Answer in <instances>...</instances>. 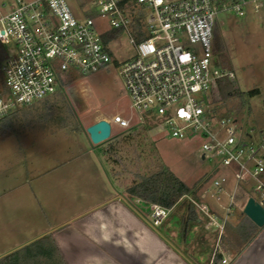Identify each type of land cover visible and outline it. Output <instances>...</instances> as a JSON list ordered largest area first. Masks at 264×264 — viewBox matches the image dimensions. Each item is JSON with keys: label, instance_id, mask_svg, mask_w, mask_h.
<instances>
[{"label": "rangeland", "instance_id": "rangeland-1", "mask_svg": "<svg viewBox=\"0 0 264 264\" xmlns=\"http://www.w3.org/2000/svg\"><path fill=\"white\" fill-rule=\"evenodd\" d=\"M92 16L100 31L110 29L107 18L97 11ZM215 21L220 50L213 63L233 72L230 81L241 92L216 102V110L220 116L237 119L245 130L254 128V140L245 139L256 144L264 130V6L256 12L248 5L243 16L222 10ZM109 34L113 35L109 47L114 63L94 72H77L72 80L66 77L56 93L16 108L24 113L9 124H0V249L30 235L27 229L32 224L31 209L40 212L43 207L50 221L58 224L119 192L127 195L126 188L132 183L165 167L201 197L197 200L187 194L177 202L170 219L174 237L178 238L183 228L188 239L197 237L198 229L204 230L205 216L196 208L195 214L188 211L191 199L221 207L222 201L212 194L216 191L213 180L223 170H216L201 158L200 137H173L161 130L154 119L133 111L117 64L134 55L135 47L125 31ZM253 88L259 92L249 95L247 92ZM214 95L218 96L217 92ZM118 114L129 125L112 123L110 137L93 143L87 127ZM3 133L8 136L3 138ZM31 189H35L36 202L29 199ZM203 193L207 195L205 199ZM131 201L133 206L151 214L154 203L135 197ZM178 213L180 218L176 219Z\"/></svg>", "mask_w": 264, "mask_h": 264}, {"label": "built area", "instance_id": "built-area-1", "mask_svg": "<svg viewBox=\"0 0 264 264\" xmlns=\"http://www.w3.org/2000/svg\"><path fill=\"white\" fill-rule=\"evenodd\" d=\"M248 5L257 12L264 0H10L9 10L0 14V43L7 52L0 65V120L53 95L71 74L114 63L109 32L125 31L135 53L117 69L133 111L173 137L201 138V158L223 170L213 180L217 201L231 175L235 189L252 181V196L262 203L264 130L249 144L254 128L220 116L212 102L216 82L233 77L213 63L216 15L228 10L243 16ZM94 11L108 19L110 29L97 28ZM109 121L129 125L119 114ZM191 202L221 236L227 215L219 217L204 201ZM170 211L154 203L153 225H161Z\"/></svg>", "mask_w": 264, "mask_h": 264}, {"label": "crops", "instance_id": "crops-1", "mask_svg": "<svg viewBox=\"0 0 264 264\" xmlns=\"http://www.w3.org/2000/svg\"><path fill=\"white\" fill-rule=\"evenodd\" d=\"M8 3L10 0L6 1V6L0 7V14L9 10ZM23 113L15 109L1 119L0 124H9L11 119ZM3 136L7 137L8 133H3ZM252 183H242L235 189L234 178L229 176L221 195V207L212 206L219 217L227 215L221 236L216 227L204 224V230L197 226L200 228L196 230L198 236L193 239H188L184 228L178 238L174 237L170 219L177 203L171 207L163 223L155 226L148 217L150 214L133 206V197L127 192V195L119 192L90 210L58 224L50 221L43 207L40 212L31 209L32 224L27 229L30 235L15 245L1 248L0 258L24 250L49 235L51 237L46 244L34 246L30 252L20 256L22 264H34L35 260L50 261L54 254L60 257L63 264H264V226L253 223L237 228V217L233 211L234 208L243 210L247 199L253 195L252 190L245 186L250 187ZM31 190L32 194L27 192L29 199L31 197L36 202L35 189ZM205 197L202 194V198ZM222 197L227 199L222 200ZM179 214L176 219L180 218ZM232 234L235 237L237 234L238 238ZM244 234L246 238H243Z\"/></svg>", "mask_w": 264, "mask_h": 264}, {"label": "trees", "instance_id": "trees-1", "mask_svg": "<svg viewBox=\"0 0 264 264\" xmlns=\"http://www.w3.org/2000/svg\"><path fill=\"white\" fill-rule=\"evenodd\" d=\"M216 39H218V32L215 27L214 44H213V50L215 54L220 50V47H218V45L216 44ZM6 57H7L6 49L0 43V65ZM223 65L227 66L226 63H223ZM75 76H76L75 74H71L70 76H68V78L70 77V80H72L75 78ZM1 80H2V75L0 72V82ZM215 92H217L218 95L216 97L214 95ZM258 92H259L258 88H253L249 90L247 93L249 95H255ZM235 93L241 94V92L236 91L234 87V82L230 81V78L223 77L216 82L215 89L212 94V102L216 104V102L220 100H224ZM215 108H217L216 105ZM263 177H264V173H263ZM127 193L129 194V196L139 198L144 202L157 203L169 208L173 207L184 195L187 194L193 195L194 198L197 200L201 199L200 195L196 193L193 187L189 186L186 182L180 179L168 167H165L159 172H156L146 178H143L140 181H135L134 183H132V185H130L127 188ZM187 206L190 210V213L195 214L194 212L195 206L193 205V203L188 201ZM233 211L237 217V220L235 221L237 228L247 226L248 224H253V222L244 214L242 209L238 210L234 208ZM227 229L229 231L230 228L227 227ZM232 235L233 237H235V234ZM50 237L51 236L49 235L42 237L41 239H38L35 242L28 245L29 247H25V249L23 248L24 250L22 249L17 250L9 255L4 256L3 258H0V264H22L20 261L21 259L20 256H22V254H27V252H30L34 246L36 247L41 244H46V241L50 239ZM235 238H238L237 234ZM42 250L45 251V248H42ZM36 261L37 260H35L34 264H63L61 262L60 257L57 256V254L56 255L54 254L50 261H45V262L43 261L36 262Z\"/></svg>", "mask_w": 264, "mask_h": 264}, {"label": "water", "instance_id": "water-1", "mask_svg": "<svg viewBox=\"0 0 264 264\" xmlns=\"http://www.w3.org/2000/svg\"><path fill=\"white\" fill-rule=\"evenodd\" d=\"M87 132L93 143H101L111 135V123L102 118L87 127ZM244 214L257 226H264V201L261 203L254 196H250L244 207Z\"/></svg>", "mask_w": 264, "mask_h": 264}, {"label": "snow or ice", "instance_id": "snow-or-ice-1", "mask_svg": "<svg viewBox=\"0 0 264 264\" xmlns=\"http://www.w3.org/2000/svg\"><path fill=\"white\" fill-rule=\"evenodd\" d=\"M183 59L187 60V59H188V57H186V56H185V57H183Z\"/></svg>", "mask_w": 264, "mask_h": 264}]
</instances>
